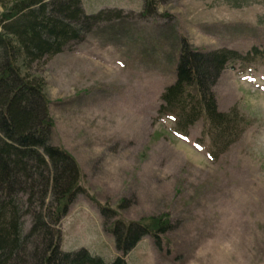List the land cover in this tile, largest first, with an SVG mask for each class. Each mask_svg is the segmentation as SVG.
<instances>
[{"label":"rangeland","instance_id":"374dc122","mask_svg":"<svg viewBox=\"0 0 264 264\" xmlns=\"http://www.w3.org/2000/svg\"><path fill=\"white\" fill-rule=\"evenodd\" d=\"M17 0H2L0 15ZM86 12L120 8L84 39L24 70L41 85L53 121L51 142L81 170L62 218L61 247L112 260L115 219L167 230L141 237L131 264H264V0H81ZM198 50L234 49L212 90L219 111L235 108L245 125L221 154L204 123L181 134L161 110L176 78L181 38ZM211 153H209V151ZM211 154V155H210ZM106 207L108 216L100 209Z\"/></svg>","mask_w":264,"mask_h":264},{"label":"trees","instance_id":"16d2710c","mask_svg":"<svg viewBox=\"0 0 264 264\" xmlns=\"http://www.w3.org/2000/svg\"><path fill=\"white\" fill-rule=\"evenodd\" d=\"M2 0H0V3ZM155 0H146L143 14ZM0 15V264H131L125 259L145 234L155 243L168 228L115 219L108 231L120 253L112 260L84 247L64 250L59 224L83 191L81 170L71 154L51 142L53 121L41 85L22 74L35 62L62 52L101 22L122 17L120 8L86 12L81 0H17ZM176 78L161 93V110L173 116L181 134L204 123L213 156L224 152L244 131L238 111H219L212 86L231 62L242 58L229 48L198 50L182 37ZM263 54L264 47L249 53ZM209 151V150H208ZM209 151V153H211ZM211 155V154H210ZM108 209L101 207L102 216Z\"/></svg>","mask_w":264,"mask_h":264}]
</instances>
